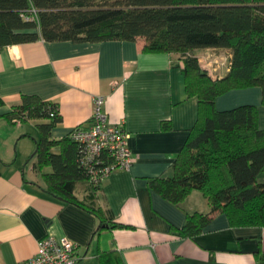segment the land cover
<instances>
[{"label": "crops", "instance_id": "1", "mask_svg": "<svg viewBox=\"0 0 264 264\" xmlns=\"http://www.w3.org/2000/svg\"><path fill=\"white\" fill-rule=\"evenodd\" d=\"M144 45L143 39H41L0 50V264L27 261L49 236L75 243L77 264H98L105 251L118 252L124 264H264V227H234L217 213L200 235L182 238L175 229L186 225L189 214H209L208 200L196 190L176 206L150 189L152 180L173 176V164L198 121L199 102L187 95L180 56L147 53ZM194 54L212 79L230 72L231 50ZM24 95L58 105L62 122L52 131L55 140L91 125L98 96L105 100L109 124L130 135L132 166L113 172L99 188L84 181L74 192L79 202L102 210L103 228L87 207L46 191L42 174L52 168L40 172L33 156L42 121L11 125L5 119ZM262 100L260 87L237 89L220 96L216 108L256 106L264 130ZM258 181L264 182V171ZM112 224L123 227H107Z\"/></svg>", "mask_w": 264, "mask_h": 264}, {"label": "trees", "instance_id": "2", "mask_svg": "<svg viewBox=\"0 0 264 264\" xmlns=\"http://www.w3.org/2000/svg\"><path fill=\"white\" fill-rule=\"evenodd\" d=\"M41 39H143L144 52L179 55L186 92L198 99L199 117L173 164V176L152 180L150 189L176 206L196 190L208 200L209 214H189L186 225L175 229L182 238L200 235L217 213L226 214L234 227H264V182L258 181L264 171V130L258 107L216 108L220 96L252 87L262 89L264 105V0H0V50ZM210 48L233 53L230 72L222 79H212L194 54ZM5 119L11 125L42 121L33 156L40 172L52 168L42 174L46 191L87 207L103 228L102 210L74 195L78 184L87 182L80 146L71 136L52 138L62 122L58 105L24 95ZM56 147L58 154L52 152ZM98 264L124 262L118 252L105 251L98 255Z\"/></svg>", "mask_w": 264, "mask_h": 264}, {"label": "built area", "instance_id": "3", "mask_svg": "<svg viewBox=\"0 0 264 264\" xmlns=\"http://www.w3.org/2000/svg\"><path fill=\"white\" fill-rule=\"evenodd\" d=\"M104 104L103 97L94 98L91 125L78 127L71 134L81 148L80 164L93 188H99L113 172L128 170L134 162L130 135L109 124ZM77 253L78 246L69 239L49 236L38 243L37 253L21 264H77Z\"/></svg>", "mask_w": 264, "mask_h": 264}, {"label": "rangeland", "instance_id": "4", "mask_svg": "<svg viewBox=\"0 0 264 264\" xmlns=\"http://www.w3.org/2000/svg\"><path fill=\"white\" fill-rule=\"evenodd\" d=\"M34 141V140H33ZM43 171H44V169H43ZM45 172V171H44Z\"/></svg>", "mask_w": 264, "mask_h": 264}]
</instances>
